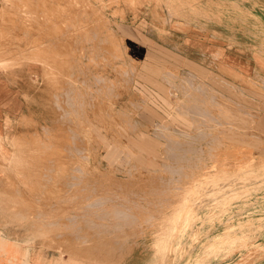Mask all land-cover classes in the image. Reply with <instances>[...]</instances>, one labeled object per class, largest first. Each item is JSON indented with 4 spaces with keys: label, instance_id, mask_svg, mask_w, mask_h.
<instances>
[{
    "label": "rangeland",
    "instance_id": "374dc122",
    "mask_svg": "<svg viewBox=\"0 0 264 264\" xmlns=\"http://www.w3.org/2000/svg\"><path fill=\"white\" fill-rule=\"evenodd\" d=\"M0 3L3 52L42 72L0 133V252L264 264V0ZM223 42L256 70L228 67Z\"/></svg>",
    "mask_w": 264,
    "mask_h": 264
},
{
    "label": "crops",
    "instance_id": "0c3cea01",
    "mask_svg": "<svg viewBox=\"0 0 264 264\" xmlns=\"http://www.w3.org/2000/svg\"><path fill=\"white\" fill-rule=\"evenodd\" d=\"M6 16L7 12L2 9V4L0 3V18ZM255 17L263 22V10H261L260 14L256 12ZM202 27L207 32H211L208 28V22H202L201 25L195 26V28L192 26V29L188 32L198 33L203 29ZM5 29L6 25L0 19V34L2 32L5 33ZM180 31L181 33H187L184 30ZM190 37L194 39L193 36ZM4 41L5 39L0 38V133H5L13 124L22 120L24 114L29 111L30 98L33 96L32 89L35 87L34 82L42 74L39 64L30 63L26 66L25 70L23 67L18 66L17 60H13V58H10L3 52V49L6 48ZM201 42L207 43L208 45L211 43L206 38ZM208 45V48H216L215 43L211 44L212 47ZM218 48L223 49L222 60L230 68L233 67L247 72L255 68L252 67L253 65L259 64L260 60H257L258 57L256 58L254 56L255 52H252L246 45H230L227 42H223L222 46H218ZM7 65L8 67H5ZM1 251L4 252H0V264H19V261H17L18 254L16 252H8L11 250H8L7 247ZM31 264H35V261H32Z\"/></svg>",
    "mask_w": 264,
    "mask_h": 264
}]
</instances>
